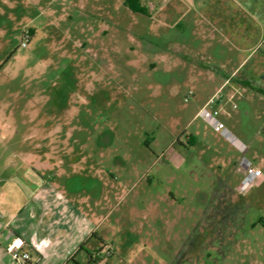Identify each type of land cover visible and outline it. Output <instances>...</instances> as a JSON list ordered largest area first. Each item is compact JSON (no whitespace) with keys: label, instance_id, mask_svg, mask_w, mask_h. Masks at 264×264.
<instances>
[{"label":"rangeland","instance_id":"1","mask_svg":"<svg viewBox=\"0 0 264 264\" xmlns=\"http://www.w3.org/2000/svg\"><path fill=\"white\" fill-rule=\"evenodd\" d=\"M225 1L253 0H141L148 15L125 0H0V210H12L18 189L10 168L20 162L33 167L35 157H52L71 172L64 163L79 161L85 180L101 152L120 155L133 171L137 158L180 140L184 210L170 213L167 247L130 245L127 190L122 231L113 237L120 253L111 261L105 249L103 264H264V44L225 83L230 45L214 26ZM254 7L264 14V0ZM212 98L243 151L200 115ZM244 159L261 172L254 181H244ZM140 164L139 176L156 174ZM169 184L155 180L150 192L178 187Z\"/></svg>","mask_w":264,"mask_h":264},{"label":"crops","instance_id":"2","mask_svg":"<svg viewBox=\"0 0 264 264\" xmlns=\"http://www.w3.org/2000/svg\"><path fill=\"white\" fill-rule=\"evenodd\" d=\"M38 1L35 0L36 4ZM258 2H239L235 7L225 1L224 7L215 12V30L224 34L226 43L230 45L227 53L221 52L228 55L226 65L231 67L230 72L224 75L225 83L262 50L264 23L260 21L264 22V14L255 12L254 6ZM83 11L81 7L79 12ZM186 149L180 140L172 141L160 150V155L153 152L137 158L132 163L133 171L122 166L128 163H124L127 161L120 155L106 157L101 152L92 158L96 162L91 163L94 165L93 173L86 181L76 171L79 161L64 163L71 172L61 167V160L52 157H35L37 165L33 167L24 161L16 168H10L14 173L9 184H16L18 194L10 202L11 211L0 210V264H8L4 247L7 248L15 238H20L23 249L30 252L28 264H103L105 249L108 260L113 261L120 253L115 248L119 242L113 239L122 231L124 214L119 210L121 200L127 190L132 189L133 203L124 208L135 219V235L130 239V245L145 244L151 250L154 242H161L163 251L164 245L167 247L168 244L170 225L174 222L170 213L184 210L180 202L184 198L180 181L187 173L182 165ZM81 163L86 164L87 160ZM138 164L150 165L149 170L156 168L157 172L151 178L139 176ZM155 180L163 185L176 180L178 187L172 189L169 184L156 194L150 192ZM139 201L146 202L139 204ZM198 210L197 220L195 218L186 236L183 235V245L201 220V206ZM137 233L139 235L136 236ZM155 235L161 237L155 238Z\"/></svg>","mask_w":264,"mask_h":264},{"label":"built area","instance_id":"3","mask_svg":"<svg viewBox=\"0 0 264 264\" xmlns=\"http://www.w3.org/2000/svg\"><path fill=\"white\" fill-rule=\"evenodd\" d=\"M31 41V36L27 33L23 35V39L21 41L22 47H28ZM216 104V99L212 98L207 103V106L202 110L200 115L207 121V123L214 129V131L220 133L225 136L234 144L236 148L240 151H243L245 145L235 137L233 134L227 129L223 121L218 118V110H212L211 106ZM243 165L248 169L249 173L245 177L244 181H254L258 176L261 175L260 170H252L249 166V162L247 159L243 160ZM8 251L11 253L12 264H28L31 255L30 252L23 249V243L20 238H15L8 246Z\"/></svg>","mask_w":264,"mask_h":264},{"label":"trees","instance_id":"4","mask_svg":"<svg viewBox=\"0 0 264 264\" xmlns=\"http://www.w3.org/2000/svg\"><path fill=\"white\" fill-rule=\"evenodd\" d=\"M125 5L128 6V8L133 12L141 13L144 15L149 14L148 9L141 4V0H125ZM263 133H264V128H263ZM262 224L264 225V221L262 222Z\"/></svg>","mask_w":264,"mask_h":264}]
</instances>
